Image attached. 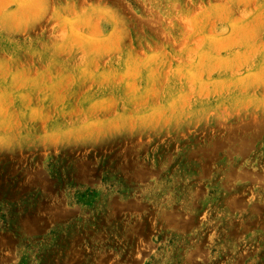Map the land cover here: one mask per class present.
Listing matches in <instances>:
<instances>
[{
    "label": "rangeland",
    "instance_id": "obj_1",
    "mask_svg": "<svg viewBox=\"0 0 264 264\" xmlns=\"http://www.w3.org/2000/svg\"><path fill=\"white\" fill-rule=\"evenodd\" d=\"M0 264H264V0H0Z\"/></svg>",
    "mask_w": 264,
    "mask_h": 264
}]
</instances>
